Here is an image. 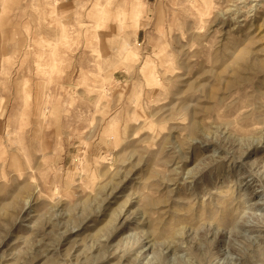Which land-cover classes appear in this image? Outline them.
I'll list each match as a JSON object with an SVG mask.
<instances>
[{"label":"rangeland","instance_id":"1","mask_svg":"<svg viewBox=\"0 0 264 264\" xmlns=\"http://www.w3.org/2000/svg\"><path fill=\"white\" fill-rule=\"evenodd\" d=\"M196 1L130 0L123 115L44 75L108 0L0 8V264H264V0Z\"/></svg>","mask_w":264,"mask_h":264},{"label":"clouds","instance_id":"2","mask_svg":"<svg viewBox=\"0 0 264 264\" xmlns=\"http://www.w3.org/2000/svg\"><path fill=\"white\" fill-rule=\"evenodd\" d=\"M77 7L83 10L84 23L70 25V42L60 43L44 55V75L50 83L70 81L73 91L78 87L84 88L85 97L95 93L99 97L96 104L105 110L111 105L114 111L123 115L131 110L135 100L122 90L123 81H116L113 77L118 70L131 72L130 67L123 66V57L118 53L137 49L136 31L146 24L130 0H108L101 5L86 3ZM96 7L104 10V17L99 22L93 18ZM0 8L5 20L11 18L19 22L25 19L24 0H0ZM110 25H115V33L105 40L98 30L109 32ZM74 73H78L76 79H73ZM91 115L87 111L82 114L88 121Z\"/></svg>","mask_w":264,"mask_h":264},{"label":"bare ground","instance_id":"3","mask_svg":"<svg viewBox=\"0 0 264 264\" xmlns=\"http://www.w3.org/2000/svg\"><path fill=\"white\" fill-rule=\"evenodd\" d=\"M197 1H198V0H197ZM197 1H196V2H197ZM202 1H203V0H202ZM199 2H200V1H198V3H199ZM189 4H190V3H189ZM204 4H205V3H204ZM190 5H191V4H190ZM202 5H203V4H202ZM206 5H207V4H206ZM191 6H192V8H193V6H196V5H195V3H192ZM141 8H142V7H141ZM194 8H195V7H194ZM196 8H197V11L200 12V10H199L200 6H199V7L196 6ZM203 9H204V8H203ZM206 9H207V8H206ZM205 11H206V10H205ZM227 13H228V12H227ZM198 14H199V13H198ZM198 21H199V20H198Z\"/></svg>","mask_w":264,"mask_h":264}]
</instances>
